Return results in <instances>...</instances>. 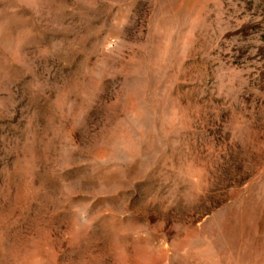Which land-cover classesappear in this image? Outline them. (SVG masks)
<instances>
[{
    "label": "rangeland",
    "instance_id": "rangeland-1",
    "mask_svg": "<svg viewBox=\"0 0 264 264\" xmlns=\"http://www.w3.org/2000/svg\"><path fill=\"white\" fill-rule=\"evenodd\" d=\"M0 264H264V0H0Z\"/></svg>",
    "mask_w": 264,
    "mask_h": 264
}]
</instances>
